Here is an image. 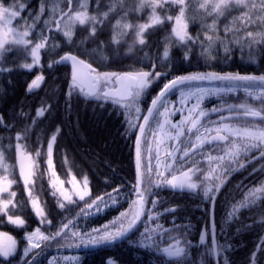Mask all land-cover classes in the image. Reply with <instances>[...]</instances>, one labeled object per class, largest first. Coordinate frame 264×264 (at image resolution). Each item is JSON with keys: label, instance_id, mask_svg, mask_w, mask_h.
<instances>
[{"label": "snow or ice", "instance_id": "obj_1", "mask_svg": "<svg viewBox=\"0 0 264 264\" xmlns=\"http://www.w3.org/2000/svg\"><path fill=\"white\" fill-rule=\"evenodd\" d=\"M30 3L31 0H0V73L12 70L4 67V64L9 54L13 53L17 58L23 57L24 62L19 65L21 68L31 71L35 67H42V52L52 53L59 49L62 41L57 36H62L63 42L71 48L58 59L50 60L48 67L71 66L69 97L73 92H78L85 98L118 106L123 110L129 128L136 131L137 135L135 182L127 194L128 210L121 212L110 224L90 231L79 230L74 220L62 222L51 235L37 227L25 233L23 257L28 258L34 249L43 251L41 242L50 243L53 240L57 241L58 248L95 247L112 243L129 236L145 215L148 221L155 220L157 223L154 227H146L142 235L155 243L157 235L162 236L164 231L169 230L158 222L163 213L152 211L158 201L153 199L148 207V197L156 195L154 188L168 187L191 192L199 189L205 199L214 205L216 195L232 173L244 169L246 163L264 158V74L208 70L174 76L163 84L142 115V97L153 83L168 73L156 71V63L151 65V71L140 69L117 72L98 71L90 62L97 57L107 61L105 49L112 46L118 48L129 33L132 34V40L128 43L126 55L132 54L137 46L141 50L152 47L148 41L154 30L170 23L171 32L164 38V60L169 59L173 45L184 48L186 61L191 58L194 49H199L204 66L212 69L213 61H230L235 47L240 50L242 60L244 50L248 49L247 63L256 64L258 60L252 50L264 45V0H108L106 10L102 8L101 0H95V7L91 11V0H37L36 11L30 8ZM146 9L147 19L144 22L134 23L129 19L130 13L139 15ZM221 18L225 21L222 27ZM196 21L200 22L203 39L200 33L193 36L188 31L189 24ZM109 27L111 40H99L98 34ZM78 29L81 38L77 40L74 38ZM89 43L95 46L89 48ZM170 65L171 62L165 64L160 61L161 67L167 68ZM43 80L42 74L37 75L29 84L28 91L39 88ZM241 92L243 96L239 100L229 102L228 97ZM212 99L219 103L205 106V101ZM45 111L44 108L39 109L37 116H43ZM178 113L180 118L174 121L173 117ZM34 126L35 121L21 127L15 132L14 139L9 135L7 144H4L0 136V214L7 217L9 224L17 227H23L25 220L9 213L10 205L15 208L20 203H14L17 196L13 190V185L17 184L14 174L16 166L35 215L41 218V223L51 224L32 187L43 147L41 143L35 148L34 154L29 151L28 140ZM0 127L11 133L12 126L5 125L2 116ZM56 139L57 135L53 134L46 146L47 171L50 174L49 184L54 189L53 195L59 192L68 203H74L72 196L75 195L79 201L84 202L80 213L85 216L93 214L85 209L94 208L99 212L110 206L109 201L111 204L118 203L119 197L123 195L118 188L113 190L115 195L105 194L108 201L103 196L87 201L85 198L91 193L86 177L83 190L75 177L71 180L72 194L63 189L64 182L57 176L53 163ZM6 150L14 151L15 165L8 163ZM261 167L264 168V165ZM262 197L264 183L250 188L244 199L233 206L229 218L235 216L240 208L255 205ZM59 207L63 209L65 204L59 202ZM165 211L174 212L175 209ZM210 231L211 246L206 251L218 264L223 248L216 241L214 218ZM207 233L206 229L201 234V245L206 244ZM170 240L172 243L163 248L156 245L158 253L163 257L161 264H187L190 252L179 238L170 237ZM151 246L141 242V247ZM261 251H264V238L252 253V264H256L257 254ZM16 252L17 241L12 235L0 231V257L7 260ZM37 255L39 253L25 259V264H33ZM64 259L70 264H76L77 258ZM48 264H56V258L50 259ZM200 264H205V261L201 259ZM224 264H228L227 257L224 258Z\"/></svg>", "mask_w": 264, "mask_h": 264}, {"label": "trees", "instance_id": "obj_2", "mask_svg": "<svg viewBox=\"0 0 264 264\" xmlns=\"http://www.w3.org/2000/svg\"><path fill=\"white\" fill-rule=\"evenodd\" d=\"M108 0H101V6L106 10ZM30 8L38 10L37 0H31ZM95 7V0H91L90 11ZM147 9L144 13H130L129 19L132 22H144L147 19ZM114 23V19L112 20ZM221 18V27L224 24ZM200 22L189 24L188 31L196 36L200 33ZM153 31V30H150ZM171 32V24L165 23L163 27L154 30V34L149 38L152 47H145L142 50L139 46L136 50L126 55L128 43L132 40L129 33L124 38L125 42L120 46H112L105 49L108 55L107 61L97 57L90 62L98 71H130L140 70L151 71V65L156 63V71L167 72L168 75L161 76L159 80L152 84L143 97L154 96L161 90L163 84L174 76L184 75L197 71L215 70L217 72H240L241 74H264V45L254 48L252 54L258 62L256 64L247 63L248 49L244 50V59L240 58V50L234 47L232 59L227 63L213 61V68L204 66L202 57L199 56V49H194L189 60L184 59V48L173 45L170 48L168 60L163 59L164 38ZM221 36L224 33L221 31ZM99 40L109 42L111 40V28L109 27L99 33ZM81 32L78 29L74 39H80ZM62 41L61 47L55 52H42V67H35L31 71L19 67L24 62L23 57L17 58L15 54H9L4 67L11 68V71L0 73V116L3 117L5 125H11V133L5 128L0 127V136L3 137L4 144L8 143L11 135L14 139L15 132L25 125L32 124L28 140V148L33 152L42 143L41 156L38 158L37 175L34 177V194L38 195L42 206L45 209L46 219L51 221L41 223L32 210V205L28 201V194L24 190L23 181L19 178L18 166L14 169L17 184L13 185V190L17 192L15 202H20L17 207L9 206V213L19 216L25 220L23 227L11 225L7 217L0 214V231L12 235L17 241V252L7 260L0 257V264H25V259H30L33 254L36 256L33 264H48L53 257L57 264H62L65 255L77 258L76 264H155L152 260H138V257L159 256L157 247H141L143 239L134 241L132 245L103 247L97 249L83 250L79 248L57 247V241L50 243L42 242L41 249H34L29 253V257H23V248L26 247L25 233L32 232L37 227L45 234L51 235L61 223L74 220L76 227L78 224L89 222L90 215L80 213L83 201L73 198L74 203H68L59 195H53L54 189L49 184L50 174L47 171L46 146L53 134L57 135L54 145L53 161L54 168L60 178H87L90 186V196L85 198L87 201L95 199L106 193L119 189L120 192L130 191L134 184V163L132 143L136 131L129 128V124L123 110L114 106L110 102L106 105L103 101L88 99L73 92L71 97L68 95V85L71 79V69L68 65H53L48 67L50 60L58 59L71 46L63 42L62 36H57ZM99 41H97L98 43ZM89 48L94 47L89 43ZM113 49H116L115 51ZM147 53V56H145ZM223 56V52H221ZM160 61L165 64L171 62L170 67H161ZM30 62V60H29ZM45 78L42 88L35 92H29L28 86L37 75ZM243 96L238 93L229 97V102H235ZM41 108L46 109L43 116L38 117L37 111ZM39 137V141H37ZM253 156L256 153L252 154ZM7 161L11 165L16 164L15 154L7 152ZM264 158L253 160L246 163V167L237 175L230 177L216 195L214 205L205 199L203 192L195 197L179 196L167 194L165 198L158 202L155 212L164 213L162 217L169 225L181 224L186 231L177 232V238L190 252L187 264H200L201 259L205 264H217V261L207 254L206 249L211 246V226L214 218L216 241L222 246L223 251L218 260V264H224L227 257L228 264H252L251 257L258 242L264 238V197L257 203L248 208H240L235 216L229 218V213L234 205L239 204L244 199L246 192L253 187H259L264 183ZM260 169L259 171H253ZM148 204V207L151 206ZM59 202L65 204V208L59 207ZM156 206V207H157ZM174 208V212L165 211ZM85 211H89L85 209ZM154 212V211H153ZM167 213V214H166ZM79 214V216H78ZM153 223L146 221V224ZM71 228V226H70ZM208 230L206 244L199 243L200 236ZM66 232L68 230H65ZM171 235H167L169 237ZM59 239V238H58ZM171 240H167L168 245ZM138 244V245H136ZM134 245V246H133ZM166 245V246H168ZM165 245H160V248ZM70 257V258H72ZM66 264L70 262L66 261ZM256 264H264V251L257 254Z\"/></svg>", "mask_w": 264, "mask_h": 264}, {"label": "bare ground", "instance_id": "obj_3", "mask_svg": "<svg viewBox=\"0 0 264 264\" xmlns=\"http://www.w3.org/2000/svg\"><path fill=\"white\" fill-rule=\"evenodd\" d=\"M164 198H165V196H157V195L150 197V199H156L158 202L162 201ZM158 202H157V205H158ZM109 203H110L109 207L103 208V209H106L105 210L106 212L105 213L100 212L94 218V221L96 223H101V224L107 223L109 220H111L112 218H117L120 215L121 212L125 211V206L119 205L118 203L111 204L110 201H109ZM157 208H158V206L156 207V209ZM210 221H212V220L210 219ZM124 246L127 248L128 245L125 244Z\"/></svg>", "mask_w": 264, "mask_h": 264}, {"label": "rangeland", "instance_id": "obj_4", "mask_svg": "<svg viewBox=\"0 0 264 264\" xmlns=\"http://www.w3.org/2000/svg\"><path fill=\"white\" fill-rule=\"evenodd\" d=\"M41 62H42V55H41ZM177 116H179V113L177 114ZM180 117V116H179ZM53 163H54V161H53ZM58 176V175H57ZM59 177V176H58ZM72 178H73V176H71L70 178H67V179H64V178H60L59 177V179L60 180H62L64 183H63V189L65 190V191H67L69 194H72V191H73V185H72V183H71V180H72ZM76 179V181L78 182V186L80 187V189L81 190H83V181H84V179L85 178H83V179H79V178H75ZM88 181V180H87ZM60 187V185L59 184H57V188H59ZM88 188H89V190H90V186H89V183H88ZM73 198H78V197H76L75 195H73L72 196V199ZM25 239V238H24ZM65 257H69L70 258V256H64L63 258H62V264H66V261H65ZM57 261L58 260H56V264H57Z\"/></svg>", "mask_w": 264, "mask_h": 264}, {"label": "flooded vegetation", "instance_id": "obj_5", "mask_svg": "<svg viewBox=\"0 0 264 264\" xmlns=\"http://www.w3.org/2000/svg\"><path fill=\"white\" fill-rule=\"evenodd\" d=\"M104 104L107 105L108 103H104ZM116 107H117V106H116ZM117 108H118V107H117ZM141 108H142V109H145L146 107H145L144 104H142V105H141ZM145 113H146V112H145ZM162 191H163V190H162ZM155 193H156L157 196H163V195H166L165 193H160V192H155ZM149 197H151V196H149ZM105 210H106V209H103V208H102L99 212H96V210L94 209V218H95V217L97 216V214H99L100 212L105 213V212H106ZM108 222H109V221H108ZM108 222H107V223H108ZM107 223H106V224H107ZM104 225H105V223H103L102 226H104ZM160 237H161V235H157L155 241H156V242L159 241ZM143 240L147 241L148 243H153L152 240H146V239H145V236L143 237ZM157 244H158V243H157ZM152 258H153L154 262H156V263L159 261V258H154V257H152Z\"/></svg>", "mask_w": 264, "mask_h": 264}, {"label": "water", "instance_id": "obj_6", "mask_svg": "<svg viewBox=\"0 0 264 264\" xmlns=\"http://www.w3.org/2000/svg\"><path fill=\"white\" fill-rule=\"evenodd\" d=\"M44 81V80H43ZM42 84H43V82L41 83V85H40V87L42 86ZM40 87L39 88H36V89H33L32 90V92H35V91H37V90H39L40 89ZM170 191H174V192H188V193H190L191 191H187V190H185V191H180V190H174V189H170V188H168ZM192 193H194V192H192ZM122 239V238H121ZM120 239H118V240H116V241H119ZM92 246H89V247H85L86 249H89V248H91Z\"/></svg>", "mask_w": 264, "mask_h": 264}]
</instances>
